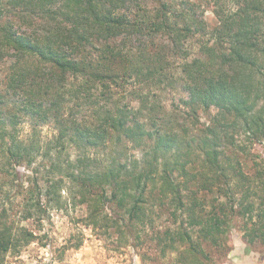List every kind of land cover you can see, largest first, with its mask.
Here are the masks:
<instances>
[{"label":"trees","instance_id":"16d2710c","mask_svg":"<svg viewBox=\"0 0 264 264\" xmlns=\"http://www.w3.org/2000/svg\"><path fill=\"white\" fill-rule=\"evenodd\" d=\"M0 64V264L66 204L145 260L264 247V0H0Z\"/></svg>","mask_w":264,"mask_h":264},{"label":"rangeland","instance_id":"374dc122","mask_svg":"<svg viewBox=\"0 0 264 264\" xmlns=\"http://www.w3.org/2000/svg\"><path fill=\"white\" fill-rule=\"evenodd\" d=\"M205 6V16L209 24L214 25L216 23L215 14L210 6ZM5 72L6 66L0 64V78ZM206 120L207 118L203 117V121ZM30 130L28 125L24 126V131ZM52 132L51 126H43L42 135L49 136ZM252 151L256 155L264 156V144L256 143ZM85 216V206L66 204L62 209H50L49 216L42 223L28 221L26 224L29 227L45 236L24 247L20 254L8 255V262L11 264H72L75 253L87 248L100 255L101 259L112 258V261L123 262V264L169 263L167 259L162 258H159L158 261L142 259L140 255L134 253L131 247L115 250L110 240L104 236H99L98 231H94L92 227L85 224L83 219ZM232 240L234 249L230 252L225 264H264L261 262L259 253L260 250L264 249L263 245H257L255 251L251 250L249 245H245L240 232L237 231L234 232ZM80 241L82 244L75 247Z\"/></svg>","mask_w":264,"mask_h":264},{"label":"crops","instance_id":"0c3cea01","mask_svg":"<svg viewBox=\"0 0 264 264\" xmlns=\"http://www.w3.org/2000/svg\"><path fill=\"white\" fill-rule=\"evenodd\" d=\"M72 264H123V262H114L112 261V258L101 259L100 255L86 248L75 253L74 262Z\"/></svg>","mask_w":264,"mask_h":264}]
</instances>
